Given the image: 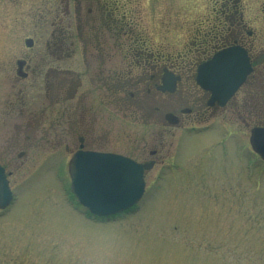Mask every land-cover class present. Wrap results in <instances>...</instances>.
<instances>
[{"label":"rangeland","instance_id":"1","mask_svg":"<svg viewBox=\"0 0 264 264\" xmlns=\"http://www.w3.org/2000/svg\"><path fill=\"white\" fill-rule=\"evenodd\" d=\"M25 1L28 26L0 22V54L8 53L12 42L23 45L25 36H11L10 28L49 36L52 25L39 22L38 4ZM218 1L121 0L120 5L143 36L159 41L164 36L179 48L186 36L210 33ZM240 1L245 18L263 32L255 17L264 0ZM13 57L0 62V163L15 192L11 206L0 210V264H264V161L249 147L250 129L239 123L238 148L229 139L227 149L218 136L219 122L175 129L172 135L146 116L129 108L124 115L112 106L110 125L103 127L109 139H126L124 149H162L167 164L147 172L146 193L132 210L91 219L71 200L67 166L59 167L66 153L56 136L60 126L46 137L26 129L22 103L34 110L43 99L37 77L18 75ZM39 116L38 110L32 114L33 125ZM64 122L61 127L68 128ZM156 136L165 143L157 145Z\"/></svg>","mask_w":264,"mask_h":264},{"label":"flooded vegetation","instance_id":"2","mask_svg":"<svg viewBox=\"0 0 264 264\" xmlns=\"http://www.w3.org/2000/svg\"><path fill=\"white\" fill-rule=\"evenodd\" d=\"M218 2L210 33L200 30L175 48L164 36L161 41L143 36L134 20L127 19L121 0H34L39 22L52 25L49 36L15 34L10 28L11 36H25L23 45L12 42L10 51L0 54V62L5 64L14 54L16 73L38 79L43 103L34 110L26 101L22 103L28 115L26 129L46 137L60 126L56 136L66 153L59 167L69 169L74 154L81 150L112 152L146 164L145 178L151 169L167 164V155L157 147L124 149L128 141L123 138L111 141L106 118H110L112 106L124 115L129 108L137 117L146 116L172 135L175 129L219 122L218 136L225 148L229 139L234 141L235 127L241 123L250 129L249 147L253 148V129L264 126V5L261 16L259 12L255 17L262 22L263 32H258L245 18L240 0ZM28 3L0 0V22L28 26ZM234 47L247 53L252 69L234 91L229 90L237 73L221 71L217 75L219 91L214 92L207 87L211 83L208 71L200 67ZM233 62L232 56L225 57L221 66L230 64L232 68ZM37 110L41 116L34 118L33 125L32 114ZM66 116L69 123L62 120ZM45 119L52 123L46 125ZM53 120L58 121L55 126ZM62 122L68 128L61 127ZM154 140L157 145L165 143L158 136ZM237 145L234 141L233 146Z\"/></svg>","mask_w":264,"mask_h":264},{"label":"water","instance_id":"3","mask_svg":"<svg viewBox=\"0 0 264 264\" xmlns=\"http://www.w3.org/2000/svg\"><path fill=\"white\" fill-rule=\"evenodd\" d=\"M233 55L235 63L231 66H219V57ZM204 70L213 73V84L207 86L214 92L219 91L215 81L217 75L230 70L237 73L234 85L230 91L236 89L244 80L251 65L244 51L224 52L214 61L206 64ZM252 142L255 148L264 156V128L253 131ZM75 168L72 173V190L79 202L98 215H110L123 211L142 197L145 191L143 165L130 159L114 154L84 153L76 154ZM13 198V192L7 178L5 168L0 164V208H6Z\"/></svg>","mask_w":264,"mask_h":264}]
</instances>
